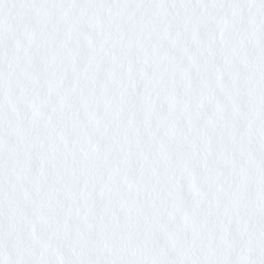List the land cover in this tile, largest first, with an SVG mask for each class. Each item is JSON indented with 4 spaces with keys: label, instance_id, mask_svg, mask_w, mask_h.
<instances>
[{
    "label": "snow or ice",
    "instance_id": "1",
    "mask_svg": "<svg viewBox=\"0 0 264 264\" xmlns=\"http://www.w3.org/2000/svg\"><path fill=\"white\" fill-rule=\"evenodd\" d=\"M0 264H264V0H0Z\"/></svg>",
    "mask_w": 264,
    "mask_h": 264
}]
</instances>
